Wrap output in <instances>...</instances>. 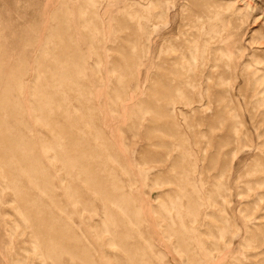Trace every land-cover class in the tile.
<instances>
[{"label":"rangeland","instance_id":"1","mask_svg":"<svg viewBox=\"0 0 264 264\" xmlns=\"http://www.w3.org/2000/svg\"><path fill=\"white\" fill-rule=\"evenodd\" d=\"M0 264H264V0H0Z\"/></svg>","mask_w":264,"mask_h":264}]
</instances>
